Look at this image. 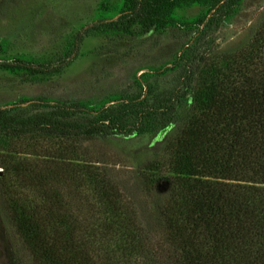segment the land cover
I'll list each match as a JSON object with an SVG mask.
<instances>
[{
    "label": "rangeland",
    "instance_id": "1",
    "mask_svg": "<svg viewBox=\"0 0 264 264\" xmlns=\"http://www.w3.org/2000/svg\"><path fill=\"white\" fill-rule=\"evenodd\" d=\"M139 1L151 25L147 33L142 24L109 26L128 13L131 0H8L1 5L0 61L55 64L77 32L97 23V30L82 37L76 58L56 73L0 69L1 115L14 116V122L103 129L89 141L0 135V264H32L3 201L5 195L21 201L26 194L18 181L22 168H42L50 160L63 173L82 165L109 172L135 203L137 223L155 230L150 204L166 196L169 170L147 174L148 191L139 185L143 166L158 158L171 128L159 131L158 121L181 127L193 106L191 93L183 94L190 71L196 70L194 89L222 81L221 55L244 44L264 15V0H241L221 10L222 0ZM226 78L233 80V74L227 72Z\"/></svg>",
    "mask_w": 264,
    "mask_h": 264
},
{
    "label": "trees",
    "instance_id": "2",
    "mask_svg": "<svg viewBox=\"0 0 264 264\" xmlns=\"http://www.w3.org/2000/svg\"><path fill=\"white\" fill-rule=\"evenodd\" d=\"M240 1L222 0L218 10ZM130 3L128 13L109 26L142 24L147 33L144 3ZM86 32L74 35L55 64L10 60L0 61V69L56 73L76 58ZM220 58L226 68L219 83L194 89L196 70L190 71L183 94L191 93L193 106L182 126L157 123L159 131L171 128L158 158L143 166L139 185L148 191L150 173L169 170L166 196L150 204L155 230L137 223L135 203L104 169L70 166L77 169L63 173L51 167L52 160L42 168H22L18 181L26 194L21 201L5 195L3 206L32 264H264V15L244 44ZM1 114L0 135L9 137L89 141L103 129L14 122V116Z\"/></svg>",
    "mask_w": 264,
    "mask_h": 264
}]
</instances>
